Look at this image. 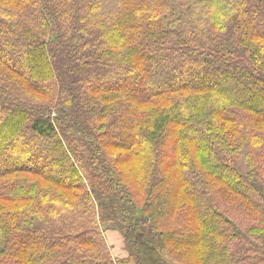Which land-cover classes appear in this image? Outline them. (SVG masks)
Wrapping results in <instances>:
<instances>
[{
  "label": "trees",
  "instance_id": "16d2710c",
  "mask_svg": "<svg viewBox=\"0 0 264 264\" xmlns=\"http://www.w3.org/2000/svg\"><path fill=\"white\" fill-rule=\"evenodd\" d=\"M0 264H264V0H0Z\"/></svg>",
  "mask_w": 264,
  "mask_h": 264
},
{
  "label": "rangeland",
  "instance_id": "374dc122",
  "mask_svg": "<svg viewBox=\"0 0 264 264\" xmlns=\"http://www.w3.org/2000/svg\"><path fill=\"white\" fill-rule=\"evenodd\" d=\"M105 229L107 231V232L105 231L106 233L105 235L109 243L108 247H110L113 255L118 258H124L127 254L124 251L123 240L121 239L120 235L117 232L112 231L111 229H107V227ZM148 252H149V255H152L154 257V259L156 258L158 259L155 252L150 251V250ZM157 261H160V260H157Z\"/></svg>",
  "mask_w": 264,
  "mask_h": 264
}]
</instances>
